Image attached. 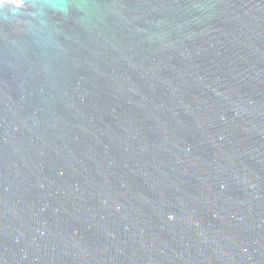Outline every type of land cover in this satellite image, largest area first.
<instances>
[{
	"label": "water",
	"instance_id": "obj_1",
	"mask_svg": "<svg viewBox=\"0 0 264 264\" xmlns=\"http://www.w3.org/2000/svg\"><path fill=\"white\" fill-rule=\"evenodd\" d=\"M0 264H264V0H0Z\"/></svg>",
	"mask_w": 264,
	"mask_h": 264
},
{
	"label": "rangeland",
	"instance_id": "obj_2",
	"mask_svg": "<svg viewBox=\"0 0 264 264\" xmlns=\"http://www.w3.org/2000/svg\"><path fill=\"white\" fill-rule=\"evenodd\" d=\"M13 1H18V0H13Z\"/></svg>",
	"mask_w": 264,
	"mask_h": 264
}]
</instances>
